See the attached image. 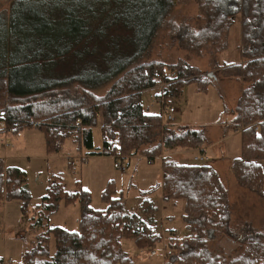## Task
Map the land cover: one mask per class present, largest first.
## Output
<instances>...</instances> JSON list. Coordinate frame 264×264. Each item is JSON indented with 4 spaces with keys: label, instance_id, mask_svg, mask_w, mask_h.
<instances>
[{
    "label": "trees",
    "instance_id": "1",
    "mask_svg": "<svg viewBox=\"0 0 264 264\" xmlns=\"http://www.w3.org/2000/svg\"><path fill=\"white\" fill-rule=\"evenodd\" d=\"M29 1L0 0V28L3 31L0 33V97L5 95L10 99L0 107L1 128H7L12 134L23 128H38L44 134L50 152L57 141L65 139L74 141L78 148L83 146L92 150L91 128L97 123L102 131L98 155L122 157L141 150L154 158L163 150L199 148L205 144L203 130L173 129L163 124L160 115L148 114L142 107V92L160 83L157 72L168 76L164 98L178 96L187 81L195 82L200 90H205L211 83L207 74L202 75L185 60L166 63L159 59H143L156 33L171 14L173 0H140L138 7L143 25L138 31L144 42L141 49L121 64L107 65L106 69L93 74H70L50 82L29 76L28 80L24 79L23 73L34 67L35 59L31 58L37 55H24L26 60L13 59L17 54L10 50L9 34L22 17L27 19L28 25L44 20L41 15H36L40 13L38 10H29L25 14L18 9ZM196 1L201 3L204 12L213 10L219 23L225 21V15L217 12L214 0ZM6 4L13 5L9 15L4 10ZM239 11L243 20L241 42L245 60L242 64H225L221 70V75L240 77L246 83L230 123L233 130H240L242 152L232 161L231 171L240 187L264 196L260 164L264 161V0H243ZM170 27L171 39L178 42L189 31L184 20L172 23ZM21 32L18 28V33ZM88 34L80 35V39ZM24 35L25 32L19 38ZM32 36L30 32L27 40L16 43L20 56H23L24 48H32L36 43ZM16 69L25 70L14 72ZM105 87L104 94H96V90ZM161 170L162 199L174 203L183 201L182 217L189 230L187 234L170 233L166 237L164 264H264V233L251 226L247 231L231 226L227 191L211 166L180 163L171 156H164ZM30 198L26 173L0 159V205L17 201L24 212ZM61 199L79 201L81 215L77 231L49 226V215L56 211ZM103 200L107 204L105 209L95 210L90 206L86 190L68 191L61 176L52 177L45 196L33 208L30 227L38 232L20 264H134L121 248L120 240L131 238L139 247L158 241L160 237L151 230L156 208L145 202L138 212H129L120 196H112L107 191L103 193ZM50 235L55 242L53 254L48 249ZM218 236L238 243L241 252L225 261L220 253L208 246L209 240ZM0 264H3L2 259Z\"/></svg>",
    "mask_w": 264,
    "mask_h": 264
},
{
    "label": "rangeland",
    "instance_id": "2",
    "mask_svg": "<svg viewBox=\"0 0 264 264\" xmlns=\"http://www.w3.org/2000/svg\"><path fill=\"white\" fill-rule=\"evenodd\" d=\"M121 1L125 3L114 0H30L18 6L25 14L29 10H38L40 13L36 15L44 19L39 24L28 25L27 19L22 17L9 34L10 50L17 54L13 59L26 60L27 56L37 55L31 58L35 59L34 67L23 73L24 79L28 80L29 76L38 81L50 82L69 77L70 74H93L106 69L107 65L121 64L125 58L141 49L144 40L138 31L143 25L140 23L138 7L140 0ZM214 2L217 12L225 15L223 23H219L218 15L213 10L204 12L201 3L196 0H173L171 14L156 33L147 56L143 58L159 59L166 63L185 60L198 68L202 75L207 72L213 74L205 90H200L195 82L187 81L176 97L159 99L156 96L160 87L147 89L141 94L144 112L160 115L164 125L173 129L203 130L206 137L203 146L163 150L154 158L139 150L127 155L131 157L126 159L129 166L122 172L113 166L117 160L115 157L97 154L102 146L99 123L91 128L92 150L83 146L78 149L74 141L65 139L59 141V152L55 149L47 151L45 136L38 128H23L15 137L7 128L0 127V139L10 144L6 148L0 146V157L5 156L7 164L19 167L26 173L31 196L26 206L27 214L17 201L0 205V259L3 264H20L30 242L35 240L38 230L30 227L33 208L40 204L47 192L48 182L54 176H61L68 191L78 188L86 190L90 196V206L95 210L105 209V191L112 196H120L129 212H138L143 203H151L156 208L151 230L160 237L159 240L149 246L139 247L133 239L122 238L120 246L134 264H164V241L169 230L174 229L180 235L188 232L181 203L162 199L161 159L164 156H171L178 162L211 166L227 191L231 226L244 231L251 226L264 233V196L240 187L231 171L232 161L242 152L240 132L233 130L230 123L246 83L240 77L221 75L223 65L244 63L245 60L241 42L243 20L239 11L243 0ZM12 8V4L4 6L6 15L11 13ZM183 20L189 27L188 34L181 42L172 40L170 25ZM18 28L22 30L21 33H18ZM24 32L25 35L20 39ZM30 32L36 43L32 48H24L23 56H20L21 51L16 43L27 40ZM85 33L89 34L80 39V35ZM7 70L11 71L10 67ZM22 70L25 69H16L14 72ZM105 90L106 87L95 92L102 95ZM9 100L5 95L0 97V107ZM167 104L175 109L171 122H166L163 115V107ZM201 154L204 156L203 161L194 158ZM147 159L152 162L147 163ZM71 161L73 167L69 166ZM260 164L264 192V161H260ZM80 215L78 200L68 202L61 199L56 211L49 215V226L77 231ZM229 242L227 237L218 236L210 239L208 246L227 261L242 250L238 243ZM54 243L53 235H50V254L54 252Z\"/></svg>",
    "mask_w": 264,
    "mask_h": 264
},
{
    "label": "built area",
    "instance_id": "3",
    "mask_svg": "<svg viewBox=\"0 0 264 264\" xmlns=\"http://www.w3.org/2000/svg\"><path fill=\"white\" fill-rule=\"evenodd\" d=\"M156 78H158L159 80H160V83L158 84V86L157 87H160L161 88V95H160V97L162 98V100H163V92H164V88H165V86L168 84V76L167 75H165V74H163V73H161V72H157L156 73ZM174 111H175V109H174V107L173 106H171V105H165L164 107H163V115H164V117H165V121L166 122H171L172 120H173V113H174ZM6 132V131H5ZM0 144L2 145V146H4V147H6V146H8V144L4 141V140H0ZM54 149H55V151H57V152H59L60 151V149H61V145H60V143H59V141H57L56 143H55V145H54ZM113 157H115L117 160L116 161H114V163H113V166L115 167V168H117V169H120L122 172H124V171H126L127 170V168H128V166H129V164H128V162H126V159H129V158H131V157H121V156H118V155H115V156H113ZM196 160H204V156L203 155H200L199 157H194ZM152 161L150 160V159H147V163H151ZM73 165H74V163H73V161H71L70 163H69V166L70 167H73Z\"/></svg>",
    "mask_w": 264,
    "mask_h": 264
},
{
    "label": "crops",
    "instance_id": "4",
    "mask_svg": "<svg viewBox=\"0 0 264 264\" xmlns=\"http://www.w3.org/2000/svg\"><path fill=\"white\" fill-rule=\"evenodd\" d=\"M242 63H243V61H242V62H239V63H233V64H242ZM154 88H158V87L156 86V87H154ZM158 89H159V88H158ZM160 93H161V90H160V92L158 93L159 95L157 94V96H156V97H158V98H159V97H160V95H161ZM159 99H160V98H159ZM238 131H240V130H238ZM11 134H12V133H11ZM18 134H19V133L12 134V136H15V137H17V136H18ZM0 140H4V139H0ZM4 141H5V140H4ZM5 142H6V141H5ZM6 143L8 144V146H6V147H9V146H10V144H9L8 142H6ZM0 146H2V145L0 144ZM2 147H4V146H2ZM6 147H4V148H6ZM81 147H82V146H81ZM78 149H79V148H78ZM203 149H204V148H203ZM203 149H202V150H203ZM190 151H191V150H190ZM201 155H203V154H201ZM57 156H59V155H57ZM59 157H64V158H65L66 156H59ZM5 158H6L5 156H3L2 158L0 157V159H2L3 161H4V160H6ZM4 163H5L6 165H8V166H12V165H9V164H7V162H5V161H4ZM180 163H183V162H180ZM170 202H172V201H170ZM4 203H5V202H4ZM4 203H3V204H4ZM180 203H181V210H182V215H183V206H184V203H182V201H181ZM19 204H20V203H19ZM174 205H176V204H174ZM20 206H21V204H20ZM25 211H27V210H26V208L24 209V213H25V214H27ZM170 233H173V234L180 235V234H179V233H177V231H176V230H174V229H170V230H169V234H170ZM187 233H189V230H188V232H187ZM187 233H184V234H187ZM181 235H183V234H181ZM229 243H231V244H232V243H235V242H232V241H230Z\"/></svg>",
    "mask_w": 264,
    "mask_h": 264
},
{
    "label": "water",
    "instance_id": "5",
    "mask_svg": "<svg viewBox=\"0 0 264 264\" xmlns=\"http://www.w3.org/2000/svg\"><path fill=\"white\" fill-rule=\"evenodd\" d=\"M213 74L211 72H207V76H212Z\"/></svg>",
    "mask_w": 264,
    "mask_h": 264
}]
</instances>
